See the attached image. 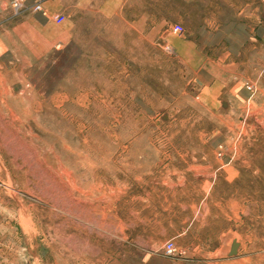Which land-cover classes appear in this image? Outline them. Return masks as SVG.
I'll list each match as a JSON object with an SVG mask.
<instances>
[{"label": "rangeland", "instance_id": "rangeland-1", "mask_svg": "<svg viewBox=\"0 0 264 264\" xmlns=\"http://www.w3.org/2000/svg\"><path fill=\"white\" fill-rule=\"evenodd\" d=\"M13 2L0 264H264V39L206 41L261 0Z\"/></svg>", "mask_w": 264, "mask_h": 264}, {"label": "crops", "instance_id": "crops-1", "mask_svg": "<svg viewBox=\"0 0 264 264\" xmlns=\"http://www.w3.org/2000/svg\"><path fill=\"white\" fill-rule=\"evenodd\" d=\"M26 3H30L31 5V3H34V0H27ZM251 19L252 20L249 18L227 21L217 33H213L210 38L206 40L207 47L216 49L217 46H225L230 54H241L246 48L253 46L255 42L264 39V0H261V3ZM161 264L174 263L162 262Z\"/></svg>", "mask_w": 264, "mask_h": 264}, {"label": "built area", "instance_id": "built-area-1", "mask_svg": "<svg viewBox=\"0 0 264 264\" xmlns=\"http://www.w3.org/2000/svg\"><path fill=\"white\" fill-rule=\"evenodd\" d=\"M47 0H36L34 3H32L31 5H26L25 4V0H14L13 2V7H14V10L16 12H21L23 11L25 8H30L32 9L33 11H40L43 9V6L45 4ZM65 15L64 14H59L57 17H56V22L57 23H62L65 21ZM175 29H182L181 25L180 24H176L175 25ZM166 248H167V251H172L174 250V244L172 242H168L167 245H166Z\"/></svg>", "mask_w": 264, "mask_h": 264}]
</instances>
